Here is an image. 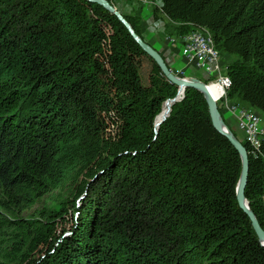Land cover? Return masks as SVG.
<instances>
[{"label":"trees","instance_id":"trees-1","mask_svg":"<svg viewBox=\"0 0 264 264\" xmlns=\"http://www.w3.org/2000/svg\"><path fill=\"white\" fill-rule=\"evenodd\" d=\"M116 10L145 41L139 17ZM162 17L177 31L209 29L222 54L239 58L227 67L228 97L264 114V0H159L153 18ZM177 94L100 5L0 0V205L13 214L57 190L84 199L58 244V209L0 218V264L37 251L31 264H264L237 204L241 155L203 94L186 89L156 133ZM241 142L246 197L264 231V141L258 151Z\"/></svg>","mask_w":264,"mask_h":264},{"label":"rangeland","instance_id":"rangeland-1","mask_svg":"<svg viewBox=\"0 0 264 264\" xmlns=\"http://www.w3.org/2000/svg\"><path fill=\"white\" fill-rule=\"evenodd\" d=\"M159 3V0H148L147 3H139L135 0H113L114 8L118 9L121 13L138 16L141 22L144 21L146 24L145 32H141L142 38L151 45L155 50L161 53L166 57L171 71L181 77H195L200 80H207L208 77L204 74L197 72L195 69L187 67L185 64V59L181 54V48L184 38L192 32V29L189 27L187 30H178L177 24L171 22L166 17H162V27L156 30H153L154 18L153 10L155 6ZM175 51H172V49ZM225 65L227 67L236 64L239 62V58L235 55L223 54ZM146 83L145 81H142ZM231 103L237 106H244L243 102L239 98L231 99ZM263 125H264V114H262ZM224 123L228 129L234 134L235 137H238V140L245 141V138L241 132L236 127L235 122L232 119H224ZM2 199L0 198V201ZM83 196H80L79 193L66 191H54L50 194H47L40 198L36 202H32L31 206L27 209L22 210L18 208L11 214L10 211L5 210L2 205H0V218L6 219H30L38 217V212L47 210L54 211L56 209L60 210L59 213L63 214L61 217L55 220L56 232L52 235L50 243L58 244L60 240L64 237L69 236V228L71 226V220L76 218V209L81 206L83 202ZM245 224L249 225V219L244 220ZM48 223V222H47ZM2 230V228H1ZM58 234H60L58 236ZM57 236V237H56ZM60 237H62L60 239ZM5 243L0 242V251L2 252ZM47 249V246L44 247V251ZM42 250V251H43ZM39 255L43 253L34 252L33 256L21 264H31V261L36 259Z\"/></svg>","mask_w":264,"mask_h":264},{"label":"built area","instance_id":"built-area-1","mask_svg":"<svg viewBox=\"0 0 264 264\" xmlns=\"http://www.w3.org/2000/svg\"><path fill=\"white\" fill-rule=\"evenodd\" d=\"M139 3H147L148 0H135ZM162 27V21H155L153 30ZM181 54L187 67L208 77L200 80L204 83L213 100L218 105L223 119H232L239 132H241L255 151H258L264 141V125L262 114L257 109L248 105L237 106L231 103L228 97V89L231 86V78L228 75L224 56L219 50L211 31L205 27H199L187 35L182 43ZM168 62V61H167ZM169 63V62H168ZM212 89V92H211Z\"/></svg>","mask_w":264,"mask_h":264},{"label":"water","instance_id":"water-1","mask_svg":"<svg viewBox=\"0 0 264 264\" xmlns=\"http://www.w3.org/2000/svg\"><path fill=\"white\" fill-rule=\"evenodd\" d=\"M86 1L100 5L105 10H107L111 15L115 16L117 20L123 24V26L128 31L129 35L132 37L134 42L141 48V50L144 51L149 57H151L156 62V64L161 68L167 80L178 88L177 96L165 102V103L172 102V106L170 108L168 115L165 116L160 121L159 124L157 123V119L161 115V113L156 117L155 120L156 133H158V130L162 125V123L166 121V119L170 116L172 107L177 102L181 101L184 98L186 89L193 88L203 94L208 104V109L213 125L217 128L218 131H220L224 136H226V138L231 142V144L238 150V152L241 155L243 169L236 188L237 204L240 210L248 217L252 225V229L256 233L261 244L264 246V231L262 230L256 216L253 214L250 208V203L246 197V187H247L248 175H249V162H248V153L246 147L244 146L243 142H241L240 140H238V138L234 136V134L228 129V127L224 123V119L218 108V105L211 97L207 86L195 78L177 77L168 67L163 55L159 53L157 50H155L151 45H149L144 40H142L139 36H137L130 27V25L125 20V18L107 0H86Z\"/></svg>","mask_w":264,"mask_h":264},{"label":"bare ground","instance_id":"bare-ground-1","mask_svg":"<svg viewBox=\"0 0 264 264\" xmlns=\"http://www.w3.org/2000/svg\"><path fill=\"white\" fill-rule=\"evenodd\" d=\"M211 92H212V89H211ZM166 106L164 107V111H163V113H161V115L158 117V119H157V123L159 124L160 123V121L165 117V116H167L168 115V113H169V111H170V108H171V106H172V102H169V103H167V104H165Z\"/></svg>","mask_w":264,"mask_h":264},{"label":"crops","instance_id":"crops-1","mask_svg":"<svg viewBox=\"0 0 264 264\" xmlns=\"http://www.w3.org/2000/svg\"><path fill=\"white\" fill-rule=\"evenodd\" d=\"M145 26H146V24L144 23V21H142V22H141V25H140V27H141V32H142V33L145 32ZM172 51H175V48H174V50L172 49Z\"/></svg>","mask_w":264,"mask_h":264}]
</instances>
